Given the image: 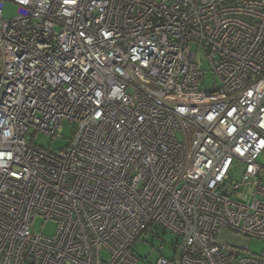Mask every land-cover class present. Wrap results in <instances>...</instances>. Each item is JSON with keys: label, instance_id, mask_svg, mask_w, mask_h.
Here are the masks:
<instances>
[{"label": "built area", "instance_id": "built-area-1", "mask_svg": "<svg viewBox=\"0 0 264 264\" xmlns=\"http://www.w3.org/2000/svg\"><path fill=\"white\" fill-rule=\"evenodd\" d=\"M263 151L264 0H0V264H264Z\"/></svg>", "mask_w": 264, "mask_h": 264}, {"label": "rangeland", "instance_id": "rangeland-1", "mask_svg": "<svg viewBox=\"0 0 264 264\" xmlns=\"http://www.w3.org/2000/svg\"><path fill=\"white\" fill-rule=\"evenodd\" d=\"M16 14V6L10 1H6L3 6V16L7 19L15 16ZM195 62L198 65V68L202 71V80L201 87L204 90H213L215 85V77L210 69L208 60L203 51L197 50L195 54ZM72 137V127L71 124L67 121L62 122V131L60 135L56 138H53L45 133L39 132L34 138H32V142L46 150H57L64 147ZM258 163L264 166V151L259 154ZM238 173L236 174V178H238ZM259 179H261L264 184V174L259 175ZM33 228L36 231L42 230V233L50 236L54 233L55 223L52 221L44 222L42 218L37 217L33 221ZM176 237L171 232H163L159 230L154 235L151 233H146L141 236L140 240L134 244L133 250L134 252L140 256L141 258H146L149 260H155L156 254L151 252L152 246L158 247L161 244H168L175 241ZM247 246V250L250 253L259 254L263 248V241L259 239H247L245 242Z\"/></svg>", "mask_w": 264, "mask_h": 264}]
</instances>
